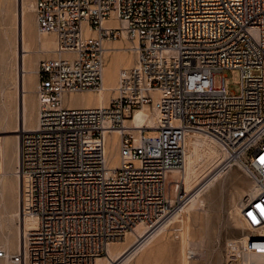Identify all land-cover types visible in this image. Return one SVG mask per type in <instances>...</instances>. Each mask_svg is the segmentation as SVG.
<instances>
[{"label":"built area","instance_id":"built-area-1","mask_svg":"<svg viewBox=\"0 0 264 264\" xmlns=\"http://www.w3.org/2000/svg\"><path fill=\"white\" fill-rule=\"evenodd\" d=\"M33 14L57 56L38 64L37 124L21 133L10 264H95L138 224H166L199 187L190 186L191 148L210 139L257 186L240 207L242 249L264 254V0H34ZM123 34L135 64L104 104V42ZM226 70H239L238 94L226 92ZM82 92L101 104L70 106ZM144 106L156 110L155 126L120 135L109 174L106 134Z\"/></svg>","mask_w":264,"mask_h":264},{"label":"rangeland","instance_id":"rangeland-1","mask_svg":"<svg viewBox=\"0 0 264 264\" xmlns=\"http://www.w3.org/2000/svg\"><path fill=\"white\" fill-rule=\"evenodd\" d=\"M32 2H34V0H32ZM17 6L16 0H0V137L1 142H6L10 148L13 145L12 140L15 135H20L21 139L20 133L11 132L16 126V120H18L20 89L16 66V60L18 62V58H15L16 55L14 53L16 44H18V30L15 21L18 12ZM26 17L29 36L32 38H42L44 35L37 33L33 11L27 10ZM116 43L118 42L116 41ZM24 54L25 53H21V56ZM25 55L27 61L26 66H28V69H33V71H37L38 64L41 60L52 58L51 55L46 53H26ZM253 73L255 74L256 71ZM31 74V78L33 79L30 78ZM31 74L26 75H29L28 79L32 80V82L31 80L28 81L26 77L27 83L32 85H27V87L33 89L36 86L34 78L36 77L37 79V76L34 77V74ZM223 74L225 76L224 86L226 92L228 94H238L240 92L239 70H226ZM215 85H219V76L215 77ZM33 90H35V88ZM28 95H31L27 96V98H30L29 105L32 106L30 108L32 111L31 120L33 119V121H35L37 100L36 97L33 96V93ZM73 103L75 104L77 102ZM152 111L153 110H151V113L154 112ZM130 118H133V113ZM33 121L32 123H34ZM145 133L149 137L157 135V131H146ZM110 139L109 137V141ZM220 151H222L221 148ZM10 160V163L3 171L4 174H0V214H2L0 215V233L8 232L14 237L18 219L13 218L12 221L7 222L1 221L2 218H6L10 213L18 211L19 190L17 188L18 179L15 175L17 174L19 176V174L18 172L14 173V171H17V169H15V162L13 158ZM208 172L209 169L207 168L196 171L190 179V184L199 182ZM210 174L213 175L214 172L205 176L203 178L204 180L198 183L199 187L202 185L203 181L210 177ZM222 179L217 181L215 185L203 195L205 199L204 209L206 212L202 210H192L186 218L185 225H183L185 222L182 223L181 221V225L179 221L171 225V230L164 233L165 236L163 235L161 236L162 238L160 237L155 241L156 244L159 242L158 246H156L155 242L153 243L154 253L147 258L144 264H184L182 254H184L183 252L186 250L187 240L189 244L186 248L194 250L192 244L200 243L196 250L198 252L203 251L206 255L204 258H199L201 261L198 259L199 261H191L192 263L189 262L188 264H226V262L228 264H264V254L243 252L242 239L244 236L249 235L246 228L240 230L234 227L232 228L229 222L230 220H228L230 215L232 217L234 213L232 209L238 208V211H240V207L245 203L244 201L246 198L250 193H255L257 189L246 174L236 166L230 167L227 175L225 173ZM237 189L241 195L243 194L241 197H239L240 194H238ZM163 244H167L168 246L163 248ZM184 245L185 247H183ZM8 252L13 253L15 251ZM119 263L117 262L116 264Z\"/></svg>","mask_w":264,"mask_h":264},{"label":"bare ground","instance_id":"bare-ground-1","mask_svg":"<svg viewBox=\"0 0 264 264\" xmlns=\"http://www.w3.org/2000/svg\"><path fill=\"white\" fill-rule=\"evenodd\" d=\"M16 1L18 5L17 6L18 12L15 18L16 19L15 21H16V26L18 30V44H16L14 53L16 55L15 58L16 59L18 58V62L16 60V66L18 70L17 72L19 76V84L18 83L17 84L19 85L20 89H19L18 120H16V126L14 129H12L11 132L21 134L22 132H31L32 130H34V128H36V124H37V110H36V115H35V121H33V119L31 120L32 111L30 109L32 106L29 105L30 98H27V96H31L28 94H32V93H33V96L36 97V95H34L35 90H33L36 86L34 88L32 87L33 89L28 88L27 85L29 86L31 84L27 83V79L29 75L26 76L27 74L33 73L35 77L37 76V72L33 71V69L27 68L28 66H26L27 61H26L25 54L26 53L28 54L29 53H35V54L36 53L37 54L46 53V54L51 55L52 57H56L57 53L55 52L56 41H55L54 35L39 32L37 30L36 22H35V27H36L37 33L40 35L42 34L44 36L42 38L41 37L32 38L29 36L30 34L27 31L28 23H27L26 11L27 10L33 11L34 2H32V0H16ZM105 24L110 25V21L105 22ZM117 42L118 43H116V41L115 42H107V41L104 42L105 51H104L103 71H102L103 87L105 90L103 93L104 104L109 101L110 97H113L115 95L114 89L116 88L117 83H118L119 71L121 69H128L134 66L135 64V50H134L135 42H132L131 40H129L125 34H123L122 39L119 41L117 40ZM21 53H25V54L21 56ZM120 67H123V68H120ZM31 76L32 74L30 75V78ZM31 79H28V81H30ZM34 81L36 82L35 85H37L36 77L34 78ZM36 100H37V109H38L37 97H36ZM68 101H69L70 106L80 107V108H94L101 104L100 98H98L92 92H82L78 94H71L70 99ZM73 102H77V103L74 104ZM153 111H152L153 113H151V109L148 106H144L143 108H140L138 110L135 109L132 112L133 118L125 119L123 129H121L120 131L114 130V131H111L110 134H106L105 136V157H106L107 167L109 168V171H108L109 174H114L115 169L119 167L118 147H119L120 135L125 131H131V130L136 131L137 129L144 128L145 126L147 128H153L158 120V115H157L156 110H153ZM32 121L34 123H32ZM109 137L111 138L110 141H109ZM12 141H13L12 143L13 145L10 148L6 142H3V143L1 142V137H0V174L3 173V171L5 170V167L10 163L11 161L10 159L12 158H13V161L15 162V167H16L15 169H17L18 167L17 165H18V156H19V148H20V145H19L20 135H15ZM220 148L222 151H220ZM225 159H226V163H225ZM230 160L231 158L229 157L227 150L222 145H220L218 142L214 140H211V139L205 140L199 143L198 145L192 147L190 150L189 161H188V170L190 172V176L192 177L193 173H195L196 171L202 170V168L209 169V172L206 175H204L199 180V182L195 184L192 183L190 184V186L196 185L202 182V180H204L203 178L205 176H208L209 173H212L215 170L216 172L213 175L210 174V177L207 178L205 181H203L202 185L192 195L189 203L184 207L183 210H181V212L178 215L172 217L169 220V222H167L164 225L163 224L157 225L153 229L148 228L145 224H138L133 229L132 232L127 233L124 237L120 238L119 240L111 242L107 249L108 256L98 257L95 260V264H116L117 262L118 263L120 262L119 264H144L147 258H149L154 253L153 243L157 241L161 236H163L164 233L171 230L170 229L171 225L175 224L177 221H179V223L180 221L184 223L186 221V218L189 212L192 210L205 211L204 209L205 199L203 198V195L211 187H213L217 181L221 180L224 177L225 173L227 175L231 167L230 165H228V162ZM16 172L17 171H14V173ZM15 176H17V179H18L17 188L19 190L18 193H20L21 178L17 174ZM171 178H175V179L178 178V174L172 173ZM252 184H254L255 188L257 189L256 184L255 183H252ZM238 194H240L239 190H238ZM254 194H255L254 192L250 193V195L246 198V200L244 199L245 200L244 202H247ZM242 195L240 194L239 197H241ZM233 199H234V196H233ZM232 210H234L233 211L234 213L232 217L230 215V218L228 219L230 220L229 221L230 225L232 226V228L234 227L239 230L244 229L245 225L241 219L240 211H238L239 209L234 208ZM18 217H19L18 211H15V212L10 213L6 218H2L1 221H6V222L12 221L13 218L18 219ZM185 224L186 222L183 225ZM0 225H1V222H0ZM19 241H20L19 223L16 224V232H15L14 237L11 236V234H9L8 232L0 233V248L3 249L7 254V257L0 259V264H10L11 263L8 256L18 251ZM157 243L159 244V242ZM158 244H156V246H158ZM186 244H187L186 245L187 247L189 244L188 240ZM198 245H200V243L192 244L195 252L193 249L186 248L185 245L183 246L186 249L183 252L184 254H182L183 255L182 260L184 261V264H188L191 261L194 262L198 260L199 258H204L206 256L205 253H203V251L198 252L196 250L198 248ZM8 251H15V252L9 253ZM226 264L228 263L226 262Z\"/></svg>","mask_w":264,"mask_h":264},{"label":"crops","instance_id":"crops-1","mask_svg":"<svg viewBox=\"0 0 264 264\" xmlns=\"http://www.w3.org/2000/svg\"><path fill=\"white\" fill-rule=\"evenodd\" d=\"M213 172L215 173V172H216V170H215V171H213ZM167 246H168L167 244H163V248H164V247H167Z\"/></svg>","mask_w":264,"mask_h":264}]
</instances>
